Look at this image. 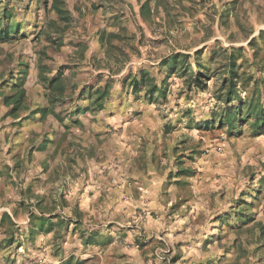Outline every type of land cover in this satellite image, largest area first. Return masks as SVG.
I'll use <instances>...</instances> for the list:
<instances>
[{
	"label": "rangeland",
	"instance_id": "1",
	"mask_svg": "<svg viewBox=\"0 0 264 264\" xmlns=\"http://www.w3.org/2000/svg\"><path fill=\"white\" fill-rule=\"evenodd\" d=\"M232 1L202 0V5L191 10L198 21L192 27H189L188 19H183L185 10L171 7L175 17L181 16V22L177 21L178 17L174 19L180 31L169 38L158 40H171L175 47L187 51L183 53L190 55L187 62L194 68L195 52L202 49L196 46L205 41V37H215L204 46L202 58L207 61L213 56L211 66L216 76L208 81L205 90H200L193 83L192 69L185 68L186 64L179 65L167 81L166 100L162 97L157 101L147 99L141 102L140 98L137 99L139 107L141 103L147 107L133 114L132 124L136 125L137 120V125L143 128L135 127L130 130L124 143H120L118 152L111 142L108 154H104L101 160L90 163L81 161L83 169L77 164L75 167L68 164L65 169L59 170V177H50L48 184L44 186L51 190L49 197L39 201L46 207H40L36 214L39 211L53 214V208L47 205L55 201L62 207L67 199L76 206L80 201V192L86 191L90 185L122 186L125 183L129 185L130 181L135 188L143 186L147 190L138 188L142 193L139 196L133 191L134 201L142 199L144 193L147 198L143 201H151L149 199L153 198L152 201L158 204L152 211L153 219L159 222L156 234L144 232L142 227L141 243L137 246L136 242H127V249L136 250L139 254L137 259L142 260L141 264H264L258 258L264 255V247L257 246L259 242L256 236H245L249 235V229L253 225L249 226V219L248 223L241 220L253 214L264 195V134H255L249 123H243L242 135L233 137L227 134L226 127L219 128L217 123L206 129L197 125L210 119L212 114L220 116L225 107L224 99L220 101L217 96L222 93V65L227 62L229 52L243 47L244 50L237 53L238 56H243L239 63H246L243 70L249 72L252 69L249 63L253 60V49L248 45L250 39L256 37L264 49V40L259 39L260 31L264 30V0H235L231 3ZM11 4L14 16L12 20L19 22V30L26 37L21 34L13 41L0 42V60L5 57V52L14 54L15 57L35 58L44 48L45 41L42 39L45 37L40 35L41 29L56 28L49 21L53 14L45 7L43 0H12ZM3 6V0H0V13ZM203 31L206 32L205 35ZM174 46L164 44L158 49V58L175 51ZM227 48L228 53L220 52ZM261 55L264 56V51ZM165 72L159 69L158 76L164 77ZM239 92L242 97L246 96L242 86H239ZM16 179L13 191L0 192V201L22 200L23 204L29 202L28 207L38 206L36 198L30 199L23 196L22 191L20 193L24 184L20 177ZM33 182L36 188L41 185L42 179H34ZM255 196L257 199H254ZM249 202L252 203L249 205ZM71 211V208L62 207L56 213L63 217L81 218ZM146 211L145 208L138 207L132 213L133 216H124L113 231L131 232L134 227L141 226V221L147 215ZM103 213V210L85 211L82 216L85 224V228H81L83 231H78L76 222L69 221L67 226L56 224L59 232L56 236V249L61 250L63 258L68 253L85 252L84 245H79L80 234L102 230L105 227L103 223L106 222ZM227 215L231 225L227 221L221 225L219 218ZM149 222H153L152 218ZM15 230L22 233V236L27 234L18 236L25 244L18 249L16 244H11V251L5 250L8 252L0 257V263H50L52 242L46 238L51 234L45 233L43 240L38 243L41 236L36 235V240L32 242L26 229L22 232L19 228ZM121 243L125 245L126 242L121 239ZM120 248L123 247L117 246L116 250ZM127 254V258L134 260L133 253ZM65 260L61 264L69 262V258L66 257ZM96 263L99 262L86 260L85 264Z\"/></svg>",
	"mask_w": 264,
	"mask_h": 264
},
{
	"label": "crops",
	"instance_id": "2",
	"mask_svg": "<svg viewBox=\"0 0 264 264\" xmlns=\"http://www.w3.org/2000/svg\"><path fill=\"white\" fill-rule=\"evenodd\" d=\"M146 1L65 0L71 19L65 22L56 11L50 10L53 16L49 21L56 28L41 29L40 35L45 37L42 39L45 41L42 53L35 58H26L5 52L6 58L0 60V192L13 191V183L20 177L24 184L20 193L22 191L23 196L30 199L36 198L39 203L38 206L28 207V201L24 204L22 200L0 201V257L8 252L6 249H11V244H16V249L24 246L25 243L18 236L27 234H19L15 230L19 228L21 232L26 229L32 242L36 240V235L41 236L38 240L40 243L45 233L51 234L46 238L52 242V259L49 264L66 262V257L69 258L67 264H77L85 260L98 261L96 264L142 263V260L137 259L139 254L136 250L127 249V242H136L138 246L142 241V227L144 232L156 234L155 229L159 223L153 219L152 211L158 207V204L152 201L153 198L149 199L151 201H143L146 197L144 193L142 199L138 198L137 202L132 198L133 191H136L137 195L142 194L137 189H145L143 186L135 188L130 181L129 185L125 183L122 186L90 185L86 191L80 192V201L76 206L67 199L62 206L71 208V213L79 215V219L63 217L56 213L57 209L62 208L56 201L47 205L53 208V214H45V211L36 214V211L46 207L39 201L46 200L51 190L44 186L48 184L50 177H59L60 169H65L68 164L73 167L77 164L83 169L81 161L90 163L101 160L104 154H108L111 142L115 144L118 152L120 143H124L130 130L135 127L143 128L137 125V120L133 126L132 119L137 110L147 107L141 103L142 100H147L146 93H140L139 107L138 98L133 94L132 79L139 77L140 71L145 69L156 78L160 87L168 77L172 56L176 53H187L175 47L171 40L158 39L169 38L180 31L177 21L181 22V16L175 17L171 7L185 10L183 19L189 20V27L196 26L198 21L195 20L194 13L191 14V10L202 5V0H151L143 13L141 7ZM177 17L178 20L174 21ZM70 22L72 25H69ZM205 34L203 31V35ZM214 38L205 37V41L196 47L204 48L207 42ZM164 44L173 45L175 51L158 58V49ZM159 69L166 71L164 77L158 76ZM59 74L62 76L64 91L49 84V80ZM23 77L26 107L18 111L17 115H13L10 113L13 102L6 104L4 98L15 94V84ZM107 84L111 86L109 96L104 107L96 111L92 104ZM43 108L48 110L46 115H43ZM103 174L106 173L103 171ZM40 178L42 183L35 188L33 180ZM250 203L252 202H249V205ZM138 207L147 210L141 226L134 227L131 232L113 231L124 216H131ZM98 210L104 211L106 222L102 225L107 228L81 232L78 241L79 245H84L85 252L68 253L63 258L61 250L56 249V236L59 233L56 224L62 225V220L66 226L69 221L76 222L75 225L80 231L85 228L82 222L84 212ZM4 213L12 217L15 226H10L8 220L1 223ZM56 214L59 217L51 219V230H38L35 225L37 221L33 222V216L48 218ZM93 215L96 217V214ZM235 215L237 216L236 212ZM150 216L152 223L149 222ZM249 217V226H253L249 229V235L245 236H256L259 242L257 246L264 247V237H260L264 236V195L257 209L255 208ZM31 230L34 231V236ZM88 238H91V243H86ZM121 239L125 240V245L121 243ZM120 245L123 248L116 250ZM127 253H133L134 260L127 258ZM258 258L264 261V255Z\"/></svg>",
	"mask_w": 264,
	"mask_h": 264
},
{
	"label": "trees",
	"instance_id": "3",
	"mask_svg": "<svg viewBox=\"0 0 264 264\" xmlns=\"http://www.w3.org/2000/svg\"><path fill=\"white\" fill-rule=\"evenodd\" d=\"M45 7L49 10L56 11L59 14L61 20L68 22L71 19V15L66 8L65 0H43ZM163 0H158L162 2ZM233 0L231 3H234ZM4 6L0 13V42H6L15 39L18 35L25 34L21 33L19 22L13 21V8L12 0H3ZM151 0H147L141 7V12L144 13V10L148 8ZM230 3V4H231ZM50 5V6H49ZM259 39L264 40V30L260 31ZM249 47L253 49L252 53V62L249 63V66H252V69L248 71L244 66L246 63H239V60L243 56H238V51L241 53L244 48L240 47L237 49H232L226 57V63L222 65V84L220 87V94L217 96V99L222 101L224 99L225 107L220 116L212 114L211 118L205 120L203 124H197L199 128L206 129L210 125L214 126L216 123L219 128L226 127L227 134L231 137L240 136L243 134V123H249L250 128L255 134H264V56L261 53L264 51L263 46L259 44L256 37H253L249 41ZM227 49H221L220 52L228 53ZM204 49H198L195 52V66L192 68L187 62V59L190 57L189 54L176 53L172 56L169 65L170 70L168 77L171 73L175 72L179 65L183 66L186 64L187 67L191 68L193 71V83L200 90H205L207 88L208 81H210L214 76H216L212 71L213 68L211 64L213 63V56L205 61L202 58V53ZM217 54V52H213ZM219 54V53H218ZM168 63V61H164ZM168 77L163 81L162 85L159 87L156 78L151 75V73L145 69L140 71V76L132 79L133 94L136 98L140 97V93L145 91V97L151 101H157L159 97L167 99L168 95ZM51 87L55 89L64 91V86L62 85V76L59 74L56 78L49 80ZM239 86H242L246 96L242 97L239 92ZM110 84H107L103 91H101L98 97L94 100L92 107L94 110H101L104 107L106 98L109 96ZM249 88V92H248ZM16 92L12 96H5L4 103L8 104L13 102V107L10 111L11 114L17 115L18 111L24 109L26 103V90L24 88V77L20 79L15 84ZM155 94H158L155 98ZM43 115L48 113V110L43 108ZM167 132L169 129H166ZM259 192L258 189L255 190ZM254 199H257L255 196ZM59 215H52L48 218H38L33 216L34 220L37 221L38 230H51L52 218H58ZM219 217V216H218ZM237 217H240L237 215ZM228 215L226 217H220L221 225H224L227 221ZM250 220V217L245 216L244 219H241L243 222ZM9 221L10 226H15L12 217L7 213H4L1 218V223ZM65 223L64 220L61 221V224ZM229 225H231L229 223ZM32 236H34V231L31 230ZM31 236V237H32ZM261 238L264 236H260ZM91 238H88L86 243H91ZM85 261H80L77 264H85Z\"/></svg>",
	"mask_w": 264,
	"mask_h": 264
}]
</instances>
